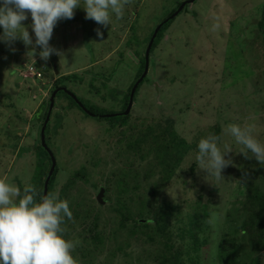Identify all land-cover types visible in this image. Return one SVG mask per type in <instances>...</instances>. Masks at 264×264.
Segmentation results:
<instances>
[{
    "label": "rangeland",
    "instance_id": "obj_1",
    "mask_svg": "<svg viewBox=\"0 0 264 264\" xmlns=\"http://www.w3.org/2000/svg\"><path fill=\"white\" fill-rule=\"evenodd\" d=\"M179 2L183 0H128L122 18L113 15L107 27L86 19L82 8L76 9L72 19L58 21L50 40L63 56L54 54L47 62L39 58L38 47L34 60L22 40L17 39L11 45L0 43V179L14 187L31 184L36 188L40 166L42 170L49 169L50 152L58 170L55 195L59 197L60 191L67 187L64 194L69 197L72 210L81 211L77 204L82 202L95 203L104 219L110 221L109 239L103 249L96 251L95 258L85 256L90 262L94 258L92 264H159L155 262L156 255L169 256L160 244L129 239L127 230H118L119 218L109 210L110 202L106 203L110 192L102 185L113 175L128 172L130 164L137 170L149 164L154 154H147L148 147L154 150L157 142L150 138L142 144L141 152L148 155L147 161L135 158L126 148L129 140L124 138L119 144L117 129L110 128V124L118 122L85 115L60 91L54 98L43 145L40 119L43 104L57 89L65 88L86 107L101 114L123 113L124 96L139 68L133 52L144 48L150 32ZM263 14L264 0H196L186 6L153 51L147 80L132 102L129 122L136 123L139 132L151 126L155 135L158 126L165 131L176 122L177 134L191 142L195 135L204 137L213 133L209 129L218 125L222 141L233 149L229 155L234 165L224 169L221 180L204 177L198 170L195 178L185 172L195 163V153L183 161L184 182L193 183L204 202L209 201V218L201 220L202 230L197 231L201 241L207 240L197 252L193 251L190 238L177 243L184 252L179 264H226L225 259L220 262L218 259L219 242L231 250L236 238L230 235L242 220L250 186L259 183L264 186V173L257 169L258 162L236 154L240 146L224 132L232 123L252 125L257 138L264 142V25L259 26ZM22 23L35 39L30 15ZM97 29L102 36L97 35ZM23 64L32 71L44 67L45 75L40 80H25ZM72 74L75 80L61 81L64 87L53 88L59 77ZM119 117L122 116L113 119ZM40 146L50 161L42 157ZM76 172L84 180H75ZM243 173H247L246 180H242ZM149 182L154 185L155 181ZM184 188L182 181L174 179L162 193L179 202L187 198L183 193L191 195ZM115 196L112 191L111 200ZM76 224L71 234L73 244L83 240L78 235H86L88 240L81 242V249H75V245L72 253L84 256V249L89 247L92 251L94 245L84 225L78 221ZM114 230H117L115 237L111 233ZM155 240L159 242L158 237ZM126 242L130 246L123 245ZM120 246L123 252L117 250ZM244 246L247 256H241L238 264H248L254 257V252L245 243ZM260 257L264 264V253Z\"/></svg>",
    "mask_w": 264,
    "mask_h": 264
},
{
    "label": "trees",
    "instance_id": "obj_2",
    "mask_svg": "<svg viewBox=\"0 0 264 264\" xmlns=\"http://www.w3.org/2000/svg\"><path fill=\"white\" fill-rule=\"evenodd\" d=\"M184 1L186 0H183V2ZM183 2L177 3L176 7L166 16L165 19L174 14V12ZM262 17L263 18L261 20V23H259V26L261 27L262 23L264 25V14ZM176 18L163 25V27L158 32L156 39L152 45L149 59L151 58L153 51L159 46L161 40L164 38V35L171 28ZM153 32L154 30L150 32L144 48H137L133 52V55L138 61L139 68L137 70L138 72L135 75L133 83L128 87V90L125 94L126 96H124V112L126 111L129 103V95L131 89L134 86V83L138 81V79L144 72L146 44H149ZM131 41L133 42V40ZM129 45L131 46V44ZM130 48L133 49L132 46ZM41 71L43 75H45L46 70ZM75 77L76 76L73 74L68 76H61L55 81V83L53 84V88L63 86L61 84V81H70L69 79L71 78L75 80ZM146 77L138 86L134 95L133 102L135 101V97L137 96L138 91L140 90L142 85L145 84L147 80ZM60 94L67 96V98L70 100V104L73 105V107H76L85 115L89 116L82 110V108L78 106L73 98L67 95V93L60 92ZM82 105L94 115H106L99 113V111L94 108L86 107L84 104ZM48 108L49 100L45 104H43V114L42 116L40 114L41 127L43 126L45 118L47 116ZM130 117L131 116L129 113L127 116H122L115 119L111 118V120L118 122L115 124H110V128L114 130L117 129L119 144L123 142L124 138L127 139L126 141L129 140V143L126 145L127 150L133 153L135 158L140 157L142 161H147L149 157L148 155L141 152V149L143 148V145H145L146 139L152 138L157 143L155 144L154 150L147 146V154H149V152L153 153L154 158L149 162V164L139 168V170L141 169V172H139V170H137L136 168L133 169V164H130L131 166H128L126 168L128 172H123V175H121L122 173H119L118 175H113L112 178L104 180L102 185H104L107 193L110 192L109 195H107L108 197L106 203L110 202L108 206L109 210H111L115 214V216L119 218L117 225L118 230H127L129 233L127 234L129 239L140 238L141 241L145 244L148 242L154 245L160 244L161 249L163 247L165 252L169 254V256L156 255L155 262H159V264L182 263L184 252L182 250L183 248H181V245H177L179 241L180 243H182L185 237L190 238L193 243L194 252H197L198 249L204 246V244L207 242L206 239L201 241L197 237V231L202 230L200 227L201 220H206L209 218V206L207 205L209 201L204 202L205 199L203 198L202 194L198 193L196 186H194L193 183L189 184L188 181L184 182V175H181L184 174L185 171H183L181 167L184 159L187 158L191 153H196L197 143L203 137L195 135L191 142H189L185 137L177 134L175 129L176 122H172V125H170V127H167L165 131L162 130L161 126H158L156 128L157 134L155 135L154 130L151 126H148L144 130H141V132H139L138 128L136 127V123H133L131 125V123L129 122ZM211 131H213L212 134L221 135V130L219 129L218 125H215L212 127V129H209V132ZM136 133L139 135H137ZM132 141L133 143H131ZM39 150H41L42 152V157L44 159L48 158V160L50 161L47 152L41 146L39 147ZM118 156L120 157L121 154ZM51 164L52 162H50L49 169H47V171L46 168L42 170L43 166H40V181L38 186L36 187L38 192L43 193L44 182L51 169ZM191 165L192 166L185 172H188L191 178H195L197 170L196 163H193ZM257 169L264 173V168L260 167L259 165H257ZM57 173L58 170L57 167H55L54 173L49 181L47 192L48 194H55V178L57 176ZM81 178L83 179L85 177H82V174L80 172H76L74 174L75 180ZM151 179L155 181L153 182L154 185L149 182ZM174 179L182 181V185L187 190H190L191 193V195L188 193H183L187 198L179 199V202L173 200L172 196H164V194L162 193ZM67 189L69 188H63L60 191V199H66L68 201L69 197L64 194ZM112 191L116 195L114 197V200H111ZM193 191H195L196 193H193ZM83 204L84 202H82V204H77L82 208L81 211H74L72 210V206H70L69 203L70 210L74 216L71 219L65 218L61 226L64 229L65 238L71 241V239H73L71 237V234L73 233L72 230L74 231V229L76 228V222L78 221L81 225H84L85 233L88 235V238L94 245L93 250L90 251L88 247L84 249V256H82L80 253H72V255L77 261H82L84 264H92L95 258L96 251L100 248L103 249L104 245L106 244V240L109 239L107 231L110 225V221L108 219H104L99 208H97L98 204L89 202L85 203L84 206H82ZM77 205H75V208L78 207ZM149 220H151V223L149 222ZM230 223H232L231 220ZM86 224H88V226ZM233 225L235 224L233 223ZM111 233H113L112 235L115 237L117 230H114V232L111 231ZM230 236L232 238L235 237L237 240L234 239L232 241L231 250L224 247L223 242H219V262L225 259L226 264H238V259H240L241 256H247L242 249L245 247V243L247 248L254 252V257L248 264H263L260 256L262 253H264V186H261L260 183L250 186L249 193L245 201V211L242 214V220L237 228L234 227ZM78 237L82 238L85 241L88 240L86 235L85 237L78 235ZM157 237L159 238V242L155 240ZM74 240L75 239H73L71 242H73ZM81 242H75L78 244H75V249H81V246L83 245ZM123 245L130 246V243L126 242ZM117 250H121L123 252L121 246L118 247ZM85 256L94 258H91L92 261L90 262L85 258Z\"/></svg>",
    "mask_w": 264,
    "mask_h": 264
},
{
    "label": "clouds",
    "instance_id": "obj_3",
    "mask_svg": "<svg viewBox=\"0 0 264 264\" xmlns=\"http://www.w3.org/2000/svg\"><path fill=\"white\" fill-rule=\"evenodd\" d=\"M127 3L128 0H83L81 6V0H0V43L11 45L22 40L33 59L38 47L39 58L47 62L54 54L63 56L50 44L58 21L72 19L75 10L82 8L86 19L107 27L113 15L122 18ZM29 15L35 39L22 23ZM96 31L98 36L103 35L99 29ZM224 132L240 146L236 154L254 158L264 168V142L257 138L252 125L232 123ZM232 151L220 135L209 133L197 143L196 169L204 177L221 180L224 169L234 165L229 155ZM246 179L247 173H243L242 180ZM71 217L66 199L38 192L31 184L19 188L0 179V264H78L72 255L75 245L65 238L61 226L65 218Z\"/></svg>",
    "mask_w": 264,
    "mask_h": 264
},
{
    "label": "water",
    "instance_id": "obj_4",
    "mask_svg": "<svg viewBox=\"0 0 264 264\" xmlns=\"http://www.w3.org/2000/svg\"><path fill=\"white\" fill-rule=\"evenodd\" d=\"M196 0H186L184 1L180 6L179 8L174 12V14H172L171 16H169L167 19H165L163 22H161L157 28L155 29L151 39H150V42L148 44V47L146 49V53H145V69H144V72L143 74L140 76V78L138 79V81L134 84L132 90H131V93H130V97H129V103H128V106H127V109L124 113H121V114H112V115H94L93 113H91L90 111H88L81 103L80 101L73 95L71 94L70 92H68L65 88H60V89H57L55 92L52 93L51 95V98L49 100V108H48V112H47V116L45 118V121H44V124L42 126V130H41V138H42V141L41 143L44 145L45 143V130H46V127L48 125V122H49V119H50V116H51V113H52V110H53V107H54V98L55 96L57 95L58 92L62 91V92H65L67 93L70 97H72L74 99V101L78 104V106L80 108H82V110L84 112H86V114H88L90 117H96V118H114V117H117V116H127L129 113H130V110H131V107H132V102H133V98H134V94L138 88V86L141 84V82L145 79V77L147 76L148 74V70H149V56H150V51H151V48H152V45L156 39V36L158 34V32L160 31V29L163 27V25H165L166 23H168L169 21L173 20L174 18H176L182 11L183 9L188 6V5H191L195 2ZM49 155H50V158H51V169L48 173V176L44 182V189H43V193H47L48 192V185H49V181L54 173V170H55V167H56V162H55V159L54 157L52 156V154L49 152ZM103 193V190L100 191L99 193V196L98 198L102 195Z\"/></svg>",
    "mask_w": 264,
    "mask_h": 264
},
{
    "label": "built area",
    "instance_id": "obj_5",
    "mask_svg": "<svg viewBox=\"0 0 264 264\" xmlns=\"http://www.w3.org/2000/svg\"><path fill=\"white\" fill-rule=\"evenodd\" d=\"M25 70L23 71V74H22V77L25 79V80H28V79H42L43 78V73L41 70H45L44 67H42V69L40 70H34L32 71V69H30V66H27L26 64H23ZM28 72V73H26Z\"/></svg>",
    "mask_w": 264,
    "mask_h": 264
}]
</instances>
